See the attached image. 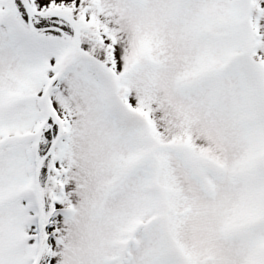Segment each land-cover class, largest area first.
Wrapping results in <instances>:
<instances>
[{
    "label": "snow or ice",
    "instance_id": "snow-or-ice-1",
    "mask_svg": "<svg viewBox=\"0 0 264 264\" xmlns=\"http://www.w3.org/2000/svg\"><path fill=\"white\" fill-rule=\"evenodd\" d=\"M0 264H264V0H0Z\"/></svg>",
    "mask_w": 264,
    "mask_h": 264
}]
</instances>
